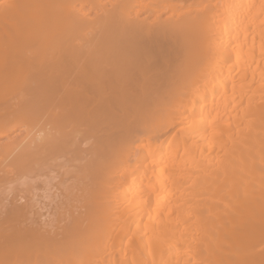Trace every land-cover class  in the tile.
I'll return each instance as SVG.
<instances>
[{"label": "bare ground", "instance_id": "obj_1", "mask_svg": "<svg viewBox=\"0 0 264 264\" xmlns=\"http://www.w3.org/2000/svg\"><path fill=\"white\" fill-rule=\"evenodd\" d=\"M0 264H264V0H0Z\"/></svg>", "mask_w": 264, "mask_h": 264}]
</instances>
